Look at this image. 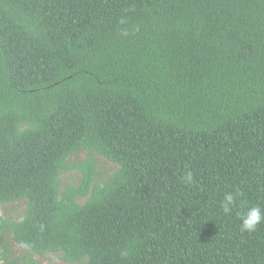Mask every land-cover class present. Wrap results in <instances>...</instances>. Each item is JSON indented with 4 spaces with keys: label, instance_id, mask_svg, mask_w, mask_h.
Here are the masks:
<instances>
[{
    "label": "trees",
    "instance_id": "trees-1",
    "mask_svg": "<svg viewBox=\"0 0 264 264\" xmlns=\"http://www.w3.org/2000/svg\"><path fill=\"white\" fill-rule=\"evenodd\" d=\"M19 201L5 264H264V221L239 219L264 212V0H0V204Z\"/></svg>",
    "mask_w": 264,
    "mask_h": 264
},
{
    "label": "rangeland",
    "instance_id": "rangeland-1",
    "mask_svg": "<svg viewBox=\"0 0 264 264\" xmlns=\"http://www.w3.org/2000/svg\"><path fill=\"white\" fill-rule=\"evenodd\" d=\"M86 157L85 154H80L79 157L73 158L72 162H82ZM95 159V170L100 172L103 175H108L117 169V166L110 163L109 161L105 160L102 156L98 154H93ZM81 177V173L77 170H73L61 178V186L64 188L65 185H72L76 186L79 183ZM25 210V202H13L9 204H0V216L9 217L14 220H19L24 214ZM10 242V241H9ZM11 249L13 254H10V258L8 260H15L18 257H22L24 255V250L20 247L14 246L11 244ZM33 262H38L39 264H66L63 262L57 255L49 254L46 257H38L33 256L31 257ZM16 261V260H15ZM7 261L2 260L0 258V264H5ZM18 264H22L19 262Z\"/></svg>",
    "mask_w": 264,
    "mask_h": 264
},
{
    "label": "clouds",
    "instance_id": "clouds-1",
    "mask_svg": "<svg viewBox=\"0 0 264 264\" xmlns=\"http://www.w3.org/2000/svg\"><path fill=\"white\" fill-rule=\"evenodd\" d=\"M183 183L189 184L193 181V174L187 171L181 177ZM236 202V196L232 193H226L221 204L222 211L228 214L232 211V206ZM240 229L241 231L252 232L257 229V226L264 221V212L259 206L248 207L246 210L239 212Z\"/></svg>",
    "mask_w": 264,
    "mask_h": 264
}]
</instances>
